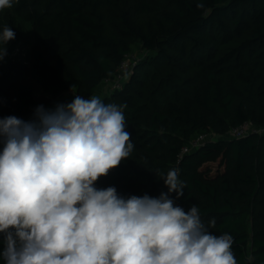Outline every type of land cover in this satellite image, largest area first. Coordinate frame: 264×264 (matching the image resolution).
<instances>
[{"label": "trees", "instance_id": "1", "mask_svg": "<svg viewBox=\"0 0 264 264\" xmlns=\"http://www.w3.org/2000/svg\"><path fill=\"white\" fill-rule=\"evenodd\" d=\"M18 1L17 6L28 13L36 29L50 39L40 68L43 90L57 99L54 110L57 105L70 104L62 96L64 92L75 90L91 97L103 80L115 76L119 63L137 45L160 60L171 58L169 48L191 59L207 48L214 24L224 31L225 16L245 4L258 3L260 20L250 37L216 58L209 53L197 57V83L179 99L162 106L154 104L145 125L139 120L145 105H134L133 96L120 88L112 91L110 104L124 106L125 130L133 151L94 186L98 190L115 187L124 198L130 194L159 198L168 193L166 186L158 184L164 183L160 174L175 169L184 194L179 199L175 192L169 194L174 206L187 212L196 205L206 225L215 219V227L209 231L217 236L231 235L237 264H264L261 140L254 134L224 135L232 126L259 121L262 109L231 92L219 72L233 51L248 48L254 39H264V0H47L42 11L27 0ZM242 16L240 11L233 22L235 29ZM187 43L191 45L188 49ZM4 48L0 42V51ZM151 62L143 69H153ZM149 71V78L160 81L155 70ZM171 73L167 71L164 79ZM132 80H137L135 75ZM11 86L21 105H35L30 81H12ZM210 131L217 136L204 139L194 152L181 154L192 139ZM3 240L4 233H0V253ZM0 264H5L2 256Z\"/></svg>", "mask_w": 264, "mask_h": 264}, {"label": "clouds", "instance_id": "2", "mask_svg": "<svg viewBox=\"0 0 264 264\" xmlns=\"http://www.w3.org/2000/svg\"><path fill=\"white\" fill-rule=\"evenodd\" d=\"M12 4L0 0V10ZM14 38L5 26L0 42ZM123 107L76 95L55 111L38 106V122L0 119L5 264H237L231 235L209 231L215 219L174 206L169 194H184L177 170L160 174L168 193L159 198L94 186L133 151Z\"/></svg>", "mask_w": 264, "mask_h": 264}, {"label": "rangeland", "instance_id": "3", "mask_svg": "<svg viewBox=\"0 0 264 264\" xmlns=\"http://www.w3.org/2000/svg\"><path fill=\"white\" fill-rule=\"evenodd\" d=\"M33 3L34 7L42 11L47 0H27ZM18 0H13L11 8L0 10V33L5 26L15 32V38L7 45L6 56L0 61V119L14 116L25 122H38L32 119L38 106L43 105L45 110L55 111L57 99L46 93L41 85V62L46 56V47L50 39L46 38L36 29L32 18L21 7H18ZM51 7V6H50ZM243 13L241 24L235 29L233 22L239 12ZM260 20V9L257 2L245 4L242 8H235L228 16L223 18L226 26L223 31L221 27L214 24L210 31L207 48L196 52L191 59L181 56L177 50L168 49L170 59L160 60L154 53L147 51L141 45H137L133 51L126 56L128 70L120 77H113L103 80L92 96H99L103 103L110 104V96L114 89L120 88L133 96L134 105H145L139 111V120L145 125L151 107L154 104L162 106L168 100L179 99L187 94L191 87L197 83L196 58L206 57L207 53L215 58L230 51L231 48L239 46L244 39L251 35V30ZM189 43L186 49L190 48ZM193 49L192 51H196ZM195 58V60H194ZM157 72L160 81L156 78H149L150 72L144 67L148 61ZM219 72L222 73L227 88L238 97H243L247 101L257 105L262 110L259 121H250V129H254L252 134L261 140L260 145L264 150V39H254L248 48H241L233 51ZM229 69L230 72L226 70ZM147 70V71H146ZM171 71V76L164 79L166 72ZM132 75L137 80H132ZM28 80L33 85L32 96L36 99L35 105L24 106L17 101V95L11 86L12 81ZM154 84L155 87H152ZM154 89V91H151ZM77 91L64 92L63 97L71 103L75 99ZM91 96V97H92ZM84 97V96H83ZM84 97V98H91ZM227 136V132L224 134ZM206 138H214L217 134L210 131ZM4 148L3 138H0V153ZM194 152V149L191 152ZM264 156V154H261ZM161 187L163 182L158 183ZM143 197L141 194H130V196ZM250 215L247 216L249 222Z\"/></svg>", "mask_w": 264, "mask_h": 264}, {"label": "built area", "instance_id": "4", "mask_svg": "<svg viewBox=\"0 0 264 264\" xmlns=\"http://www.w3.org/2000/svg\"><path fill=\"white\" fill-rule=\"evenodd\" d=\"M128 68H129L128 61L125 56V58L119 63L117 72L114 77H120L123 73H125L128 70ZM76 95H80V94L77 93ZM249 127H250V121H245L239 125L230 127V129L227 131V135L228 136H242L246 134H252L251 132H254V129L252 128L249 130L248 129ZM204 139H206L205 135H199L196 138L192 139L189 145H185L184 147H182L181 154H184L192 149H195L202 143Z\"/></svg>", "mask_w": 264, "mask_h": 264}]
</instances>
